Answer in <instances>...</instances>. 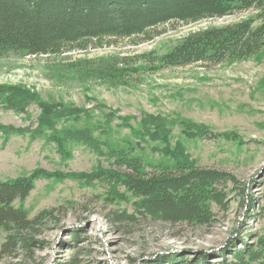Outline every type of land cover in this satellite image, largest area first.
I'll return each mask as SVG.
<instances>
[{
    "label": "rangeland",
    "instance_id": "obj_1",
    "mask_svg": "<svg viewBox=\"0 0 264 264\" xmlns=\"http://www.w3.org/2000/svg\"><path fill=\"white\" fill-rule=\"evenodd\" d=\"M259 15L250 10L196 24H170L158 30L159 37L139 46L121 40L111 48L61 56L10 53L0 58V87L30 98L25 113L18 114L6 106L10 92L0 95V125L30 132L43 107L83 111L41 137L26 133L6 140L0 134L1 182L28 178L38 170L81 174L107 169L112 165L109 148L132 152L146 165L171 166L186 159L236 180L218 188L225 194V209L212 205L214 220L208 226L140 216L134 224L115 223L113 213H134L136 200L124 188L117 191L128 201L113 200L110 186L102 182L38 180L28 199L15 207L22 205L30 219L44 210L60 211L39 230L38 246L29 258L20 251L18 259L2 264H68L76 254L81 264H166V257L232 264L236 250H257L264 240V50L216 66L164 67L161 59L190 34L241 21L257 27ZM115 56L134 70L117 84L74 70L80 60ZM157 123L165 125V135L155 134ZM77 131H89L103 146L96 151L64 140L65 151L59 154L50 137L55 132L64 139ZM5 237L0 231V250Z\"/></svg>",
    "mask_w": 264,
    "mask_h": 264
},
{
    "label": "trees",
    "instance_id": "obj_2",
    "mask_svg": "<svg viewBox=\"0 0 264 264\" xmlns=\"http://www.w3.org/2000/svg\"><path fill=\"white\" fill-rule=\"evenodd\" d=\"M260 13V25L241 21L220 28H211L188 35L170 53L162 57L164 67L192 65L216 66L225 61H238L259 55L264 50V0H0V58L10 53L28 57L61 56L73 52H87L111 48L117 41L127 40L139 46L159 37L158 30L170 24H196L208 19H222L246 11ZM120 56L99 62L80 60L74 70L79 74L117 84L129 76L130 71ZM10 92L7 107L24 114L30 104L29 96L14 89L0 87V95ZM82 110L43 107L34 131L0 125L4 139L28 133L32 138L44 136L54 130L63 119L78 116ZM149 125L150 123L144 122ZM159 124V123H157ZM156 124L155 134L165 135V125ZM207 134H203V137ZM155 136V135H154ZM200 137L202 135H199ZM59 154H63L64 140H75L92 150L99 151L102 143L93 140L89 131L50 137ZM109 148V147H108ZM112 165L90 173L63 174L36 171L28 178L0 181V231L6 235L0 250V264L5 259L16 260L20 251L28 258L38 246L35 238L60 210H44L30 219L23 204L38 180L62 179L91 184L93 181L110 186L111 198L128 201L125 194L135 198L134 213L112 214L115 223H135L138 217L150 218L167 224L208 226L214 220L212 205L225 209L223 185L235 184V178L226 172L200 168L186 159L176 163L153 166L145 164L132 152L109 148ZM186 160L187 162H182ZM76 238V235H73ZM79 256L72 255L68 264H81ZM166 264H195L182 259L165 258ZM264 262V240L257 250L245 246L236 250L232 264ZM199 264V263H198Z\"/></svg>",
    "mask_w": 264,
    "mask_h": 264
}]
</instances>
